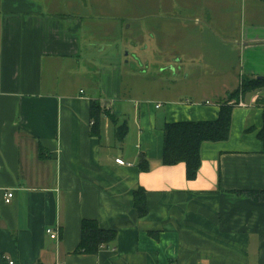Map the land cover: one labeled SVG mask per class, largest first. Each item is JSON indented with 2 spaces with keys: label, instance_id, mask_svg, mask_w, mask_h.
Returning <instances> with one entry per match:
<instances>
[{
  "label": "crops",
  "instance_id": "0c3cea01",
  "mask_svg": "<svg viewBox=\"0 0 264 264\" xmlns=\"http://www.w3.org/2000/svg\"><path fill=\"white\" fill-rule=\"evenodd\" d=\"M220 3L241 4L239 26L143 22L172 0H0V264H264V202L250 195L264 192V87L231 101L244 106L227 141L201 145L194 180L161 164L165 124L214 121L241 81L264 79L256 0ZM83 220L114 242L76 253Z\"/></svg>",
  "mask_w": 264,
  "mask_h": 264
},
{
  "label": "trees",
  "instance_id": "16d2710c",
  "mask_svg": "<svg viewBox=\"0 0 264 264\" xmlns=\"http://www.w3.org/2000/svg\"><path fill=\"white\" fill-rule=\"evenodd\" d=\"M264 87V79L241 81L240 88L226 96V100L219 105L218 116L214 121L189 122L181 121L167 123L163 127L164 139L162 148L161 164L163 166H174L184 164L187 180L196 178L200 166V147L203 143H220L229 138L231 114L239 97L246 93L255 92ZM230 103V104H229ZM101 107L98 103L90 105V120L93 121L91 136L98 135V125ZM111 122H115L111 118ZM251 127L245 131L248 132ZM264 130L259 133L262 137ZM126 133V125L115 127V135L118 140ZM140 170H146L145 161L139 165ZM139 192V193H138ZM135 193V208L139 216L146 213L143 198L139 196L140 191ZM251 197L264 202V192H251ZM81 238L76 248V253L94 254L99 246L107 247L114 242L116 234L114 231L100 229L95 221L83 220L81 223Z\"/></svg>",
  "mask_w": 264,
  "mask_h": 264
},
{
  "label": "rangeland",
  "instance_id": "374dc122",
  "mask_svg": "<svg viewBox=\"0 0 264 264\" xmlns=\"http://www.w3.org/2000/svg\"><path fill=\"white\" fill-rule=\"evenodd\" d=\"M112 1H115V0H112ZM147 3H148V0H147ZM208 3L211 5V7H214L215 9H219L220 11H217V12L213 11L212 13L207 12L205 5H207ZM256 3H257L256 19L258 22H261L264 20V0H256ZM114 4L115 6L119 7L117 3H114ZM172 4H175L176 9L171 14H167L165 11H161L160 13L158 12L157 15L153 13L151 15H147L146 18L143 19V22L150 24V23H154L158 21L159 23L160 21L162 22L169 21V19L172 18L174 20H177V22L185 21L188 24L196 23L200 26L207 25L208 22H213V24H226L227 26L229 25V23H233L238 26L240 24V20H239L240 7H241L240 3L236 6V11L238 10V12L235 15L234 14L225 15V13H223L222 8L220 7L222 6V4L220 3V0H176V1L172 0ZM231 6L234 7L235 4L233 3L231 4ZM125 11H130V10L127 9L126 7ZM236 17H237V20L234 21ZM230 31L231 33L227 32L229 36L235 35V32H232L233 30H230ZM238 34L239 33H236V35ZM230 39L233 40L234 37H231ZM125 53L126 51H122L121 57H123ZM196 61L198 60H195L194 62V66H196L195 71L202 74L204 72V69L202 67L203 65ZM197 72L195 74H197ZM207 74H209V72H207ZM206 79L208 80L209 78L206 77ZM194 81L195 79L192 80V84ZM194 84H196V82H194ZM188 86H190V84ZM240 86L241 84L238 85L237 88H240ZM251 98H252L251 93L245 94V97L243 100L245 106L249 103Z\"/></svg>",
  "mask_w": 264,
  "mask_h": 264
},
{
  "label": "built area",
  "instance_id": "2783aa9c",
  "mask_svg": "<svg viewBox=\"0 0 264 264\" xmlns=\"http://www.w3.org/2000/svg\"><path fill=\"white\" fill-rule=\"evenodd\" d=\"M236 106H244L242 102H238L236 104ZM158 107V106H157ZM90 126L93 125V121L91 120L90 123H89ZM116 164L118 165H123V161L120 160V159H117L115 160ZM5 199H4V202L5 203H9L11 197H12V193L11 192H7L5 195ZM45 233L48 235V237L51 239V240H55L57 241L58 240V228L57 226L55 227H49L45 230ZM7 264H14L12 261L8 260L7 261Z\"/></svg>",
  "mask_w": 264,
  "mask_h": 264
}]
</instances>
